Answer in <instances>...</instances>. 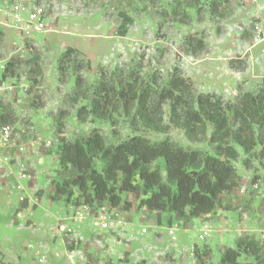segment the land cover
I'll list each match as a JSON object with an SVG mask.
<instances>
[{
	"label": "rangeland",
	"instance_id": "1",
	"mask_svg": "<svg viewBox=\"0 0 264 264\" xmlns=\"http://www.w3.org/2000/svg\"><path fill=\"white\" fill-rule=\"evenodd\" d=\"M23 1L45 7L47 29L20 35L0 25V59L7 67L13 63L15 74L29 86L27 94L10 92L2 104L13 114L18 138L27 137L22 164L31 175L23 182V192L15 187L12 175H0V264H78L77 260L106 264L104 260L119 257L132 264H199L197 251L204 255L207 249V264H220L223 250L235 248L245 236L256 240L264 255V158L259 144L250 153L244 150L240 124L234 121L228 145L239 152L232 161L238 185L220 196L210 214L194 218L188 208L136 209L139 197L122 193L132 204L129 210L120 208L126 225L102 229L90 219L74 218L71 203L77 192L54 197L56 183L77 175L75 168L59 166L62 136L70 141L87 139L98 129L112 148L140 136L152 145L168 140L185 150L215 155L221 144L210 141L214 127L208 124L205 139L190 141L182 128L169 124L168 104L164 107L168 127L161 131L133 129L122 111H113L106 119L89 115L83 120L78 110L90 108V94L102 71L116 80L138 77L145 83L154 82L157 75L158 83L153 85L158 89L168 86L174 73H181L199 92L215 94L221 107L239 104L246 92H263L264 0ZM190 35L203 39L205 49L197 54L188 49L185 40ZM68 51L85 61L81 73L89 97L73 94L79 69L73 58L64 61L61 69L60 60ZM58 117L64 124L62 134L57 132ZM252 127L256 138L264 136L257 123ZM49 140L50 148L45 145ZM103 165L100 157L95 158L94 172H101ZM153 167L165 181L164 159L156 160ZM23 193L29 200L20 199ZM203 228H208L207 236ZM247 263L257 264V259L242 252L236 264Z\"/></svg>",
	"mask_w": 264,
	"mask_h": 264
},
{
	"label": "trees",
	"instance_id": "2",
	"mask_svg": "<svg viewBox=\"0 0 264 264\" xmlns=\"http://www.w3.org/2000/svg\"><path fill=\"white\" fill-rule=\"evenodd\" d=\"M2 35L0 32V38ZM185 44L194 54L206 47L205 41L194 35L188 36ZM71 58L79 68L73 94L76 98L89 97L90 90H83L85 80L81 73L85 61L77 53L68 51L60 60L61 69L64 61ZM234 63L232 60L233 68ZM14 67L10 63L5 75L15 76ZM153 83H158L157 75L154 82L145 83L138 77L116 80L110 78L108 72L102 71L99 83L90 94V108L82 106L78 116L83 120L89 115L106 119L113 111H122L130 117L133 129L161 131L168 127L164 124V107L168 104L169 124L182 128L190 141L205 139L208 124L214 127L210 141L221 144L216 154L185 150L168 140L152 145L140 136L112 148L106 145L98 129L93 130L87 139L70 141L62 136L58 152L59 166L63 169L73 167L77 175L55 184V198L74 190V193H78L73 200L75 204L85 201L97 206L107 202L113 207L129 210L132 204L122 193H133L139 197L136 209L180 212L188 208L189 215L196 218L212 213L220 196L238 185L239 176L232 161L238 159L239 152L228 145L233 121L240 124L241 138L244 137L240 144L244 150L250 153L255 144H259L260 155L264 158V136L256 138L252 127V123H257L264 132V91L257 94L246 92L239 104L226 103L225 107H221L215 94L199 92L193 82L181 73H174L168 86L161 89ZM0 121H13L9 108L0 110ZM55 121L57 132L62 134L64 124L61 118ZM97 157L104 165L101 172L95 173L94 161ZM160 158L165 163V181L160 171L153 167V163ZM242 252L254 255L257 264H264L260 244L249 236L239 238L235 248H225L220 264H236ZM209 254L207 249L204 255ZM204 255L197 251L199 264H207Z\"/></svg>",
	"mask_w": 264,
	"mask_h": 264
},
{
	"label": "built area",
	"instance_id": "3",
	"mask_svg": "<svg viewBox=\"0 0 264 264\" xmlns=\"http://www.w3.org/2000/svg\"><path fill=\"white\" fill-rule=\"evenodd\" d=\"M0 12L3 13L0 25L13 28L20 35H30L33 32H43L47 29V11L37 1L27 3L23 0H0ZM6 69L5 60L0 59V72H3V79H0V110L5 107L2 102L8 97L10 92L27 94L29 91V86H27L26 82L20 81L22 78H19L18 75H5ZM26 138H18L13 123H2L0 121V175H12L15 187L20 192L25 190L24 180L31 178V175L27 173L25 166L22 164V155L27 151ZM45 145L50 148L53 145V141L49 140ZM254 189H259V184H256ZM20 199L25 201L29 200V197L23 193ZM80 203L79 205L71 203L75 211L74 218L90 219L93 225L102 229H120L123 224L126 225L127 223L124 216L120 213V208L113 207L107 202L98 204L95 207L96 211L92 209L93 205L85 201ZM62 228H65L64 225H62ZM142 231L147 232V228L144 227ZM168 233L172 235L174 230L170 228ZM208 234V228H203V235L207 236Z\"/></svg>",
	"mask_w": 264,
	"mask_h": 264
},
{
	"label": "crops",
	"instance_id": "4",
	"mask_svg": "<svg viewBox=\"0 0 264 264\" xmlns=\"http://www.w3.org/2000/svg\"><path fill=\"white\" fill-rule=\"evenodd\" d=\"M92 263L94 262H96V261H93V260H90ZM131 260L129 259V261H127V260H125V258L124 259H122V257H119V258H115L114 260L112 259V261L111 260H104V262L107 264V263H111V264H132V262H130ZM75 262V261H74ZM97 262H99V263H102L101 261H97ZM77 263L78 264H80L81 262H80V260H77Z\"/></svg>",
	"mask_w": 264,
	"mask_h": 264
}]
</instances>
